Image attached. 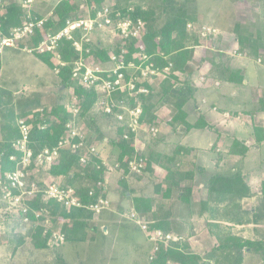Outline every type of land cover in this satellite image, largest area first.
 Instances as JSON below:
<instances>
[{"label": "trees", "instance_id": "obj_1", "mask_svg": "<svg viewBox=\"0 0 264 264\" xmlns=\"http://www.w3.org/2000/svg\"><path fill=\"white\" fill-rule=\"evenodd\" d=\"M72 1L58 0L56 2L52 9V16L57 18V21L55 24L52 21H48L45 24L47 31H56L57 27H62L67 19L76 20L85 17L88 12L86 10H89V13L94 15L95 11L103 6H107L112 10L114 20L131 18L133 20L140 19L145 23L144 31L139 39H130L124 42L118 38L117 42L114 43L116 55L120 54V46L126 44L125 61H131L130 54L133 52L143 53L147 58L145 64L151 65L152 69L164 73V69L168 68L157 87L145 84L149 94L141 97L142 114L140 120L143 123L154 126V123L152 124L155 121L154 115L158 110L167 106L171 108V115L166 122V126L170 128L171 133L177 127H183L186 132L204 130L207 127L202 117H198L194 122H189V111L185 108L193 101L197 92L191 85L189 78L191 74L186 73L185 67L191 59V48L197 46L199 40H197L198 34L193 30L194 27L188 28L189 31L185 30L187 23L192 24L193 21L189 22L186 15L187 10H185V13L182 10L183 6H188L194 0L181 2L180 9L177 8L178 10L176 8L174 10L173 6H170L171 8L169 9L168 6H164V12L160 13V15L158 14L159 18H154L153 12L149 9L143 10L138 6L120 7L117 3H114V0H78L77 3ZM164 1L166 3V0H160V3L163 2L164 5ZM1 2L5 9V14L0 13V30L3 35H7L11 29L21 25L24 10L14 0H1ZM34 11L33 17L36 19L45 16L44 14L36 13L35 9ZM237 38L242 46L244 39L239 35H237ZM41 39L42 36L37 31L36 35L26 40L21 46L35 47ZM102 44L99 40L94 41L92 39L90 54L97 65L101 68H107L109 62L107 55L112 47ZM251 46L257 49L255 42H252ZM56 53L60 55L64 66H54L51 62V53L34 55L51 71L59 68L58 74H55L57 78L56 89L53 92L54 99L49 114L46 113L47 111H44L43 114L34 112L40 106L38 95L35 96V101L32 104L28 103L24 107L17 106L15 115L14 112L12 113L11 119L14 120V123L15 119L16 121L24 119L28 124L30 129V148L36 153L44 148H52L57 145V142L64 134L66 124L71 120V116L66 112L67 103L72 94L76 95L80 100V113L77 116V124L83 125L89 134L95 136L97 146L104 143L114 148L116 157L110 166L117 164L118 168L115 171L119 172L120 169L125 168L127 162L134 157L144 159V167L139 173L129 174L125 171L120 174L121 177L117 180L115 191L120 196L131 200L130 212L136 213L138 217H145L146 226L149 230H159L165 234L170 233L176 238V240L168 244L159 243L158 249L154 253L151 252V249L140 253L143 263L212 264L210 257H203L194 253L186 240L181 242L179 240L192 236L193 231L191 230L194 227L191 225V218L196 213L206 214L207 226L212 222H223L226 226L248 224V217L252 213L250 210H243L240 206L241 199L252 194L246 181L235 170L225 176L219 173L210 175L204 182L205 184H202V187H205L204 190L199 185L183 186L182 183L185 180H191L193 177V169L185 170L182 166L183 155L186 152H192L194 148L178 143L168 153L156 150L147 157L140 153L138 154L134 146V135L125 129V123L116 121L113 116L98 112L95 108L97 97L94 90L84 91L77 86L76 77H74L76 73L74 67L78 60V53L72 49L71 43L61 40L58 43ZM176 73L182 75V80L177 78ZM221 78L224 82L232 84H240L243 80L242 75L240 76L238 71H226V75ZM1 96L3 95L0 94V98H2ZM124 98H127V95L119 92L112 95L114 101ZM128 104L129 106H135L131 100H129ZM262 110L264 111V108L259 109V111ZM44 124L46 126L40 130L38 126ZM12 126L8 127L5 125L2 128L4 134L0 139V177L7 172L14 171L20 159V153L13 146L14 141L18 137V131L15 125ZM106 128L111 133L108 138L102 133V130ZM6 129L9 130L7 131ZM253 131L257 144L264 142V129L257 127ZM124 134L129 136L127 140L122 139ZM157 143H160V141H156L155 144ZM210 151H215V148L211 147ZM247 151L248 147L243 142L232 140L224 153L218 151L214 160L217 163L221 157H243ZM11 157H14V160H11ZM103 161L105 160L101 158V148H97L96 154L91 156L87 164L81 166L78 164V157L71 155L67 148L60 151L56 164L37 176L36 180L44 179L45 176H52L58 180L59 185L72 187L80 198L82 207L67 210L52 199L43 200L42 195H38L32 203H29L34 210L46 209V213L52 218L51 224L46 228L44 220L47 217L42 215L37 220V224L30 228L31 231L26 232L28 239L36 250L49 249L47 238L52 229L59 227L55 225L57 221L62 223L58 229L63 233L65 242L94 241V237H91L92 235L90 236V234L99 229V218L97 217V222L93 225L92 218L95 215L88 207L96 203L99 198L108 199L109 188L106 186V180L110 170H108ZM190 164L193 165L192 163ZM154 167L162 169L166 178L153 185V195H160V200L154 199L153 195L136 194L128 183L129 178L140 181L147 176L152 179L151 175L154 172ZM199 169H202V167ZM37 183L39 186L42 185V180L37 181ZM89 192H91V195H89ZM261 192L264 194V181L261 182ZM127 193L128 197H126ZM225 203L231 206H227L228 204ZM221 205L229 208L220 209L221 207L219 206ZM0 210V218L8 224V227L10 226L15 232H20L21 228H23L22 219L25 216L22 214L21 209L9 207L0 200ZM254 212L259 218H264V206L255 208ZM27 215L32 221L35 220L32 213L28 212ZM12 230L10 232H13ZM18 236V245L16 247L25 241L23 236ZM217 250L226 251L224 255L226 256L225 262L227 264H244L245 257L243 253L262 255L264 253V241L256 238L249 240L239 239L234 243L219 244L213 247L211 252H216ZM152 253L153 256L149 260Z\"/></svg>", "mask_w": 264, "mask_h": 264}, {"label": "rangeland", "instance_id": "obj_2", "mask_svg": "<svg viewBox=\"0 0 264 264\" xmlns=\"http://www.w3.org/2000/svg\"><path fill=\"white\" fill-rule=\"evenodd\" d=\"M22 1L24 0H14L16 4L23 8L24 17L27 14L34 16L35 9L37 11L36 13L45 15L43 18L51 17L53 18L52 20H57V18L52 16V9L58 0H33L30 5L28 4L29 6L23 5ZM183 1L185 0H166V3L164 1V5L163 2L160 3V0H144L142 3L148 4L146 8L153 12L154 18H159L160 13L164 12V6H168V9L171 8L170 6H173L174 10L175 8L178 10L177 8L180 9V3ZM221 1L224 3V0ZM72 2L77 3L78 0H73ZM251 2L255 7L251 5ZM114 3H117L120 7H132L128 0H114ZM226 3L227 2H225V4ZM249 4L248 13L252 14V18L254 20L253 23H248L249 25L247 24V30H249V34H241L242 38L244 39V45H242V47H244L245 44H250L251 46L252 42H255L256 46L260 47L259 43L264 42V0H252ZM205 6H212V2L210 1L207 4L203 1L198 3H190L188 6L186 5V7L183 6L182 11L185 13V10H189L191 8L194 14H198L199 10L201 12V10L206 8ZM225 10H222V12ZM204 18L206 19L209 17L205 16ZM204 18L202 17V19ZM188 19L189 22L193 21L192 23H198V19L195 18L194 15L191 18L188 16ZM223 19L228 22L226 17ZM204 22L205 24L211 26L208 21ZM209 26H193L198 36L201 37L204 42H198V45L193 47L191 51H194L195 48L200 50L201 45L210 46V42L211 44L214 43L213 41L215 38L214 36H216V32L215 34L211 35L205 31H203V33L201 32L203 27L213 29ZM105 38V34L103 35V33H96L92 39L94 41L99 40L103 43L102 45L108 47L109 42ZM247 50L248 49H246L244 51V55H242L245 57L243 61L247 63L245 67V69H247L241 74H244L243 76H245L247 79L248 85L243 83L240 85V88H237L239 86L229 85L228 83L224 82L225 84L223 87H221L220 92L223 89H225V92L232 90L237 96L233 97L232 101H230V98L227 99L228 101L222 103L223 105L220 107L222 109L228 107L229 109L236 111L244 110L245 114H247L245 117L248 116L247 118H249L252 116L251 114L249 115V113H253L255 110L257 111L264 108V98H262V95L264 94V55H261L263 60L262 64L257 65L255 63V59L258 57V55L256 56V54H251V52ZM214 52L215 51L208 52V54L205 56L210 58ZM201 54L202 53H199L198 51L196 57L199 58ZM215 54H217V52H215ZM34 55L38 54H26L19 49H5L0 57V94L3 95L1 96L2 98H0V139L4 134L2 130L3 126H16V119L14 123V120L11 118L13 112L15 115L17 106L24 107L28 103L32 104L35 101V96L38 95L39 98H37L40 102V106L36 108L34 112H40L41 110L47 112L50 111V107L52 106L54 99L53 92L56 89L57 78L54 72L48 69L47 66ZM195 64L199 65L198 62H195ZM109 66H112L110 62H108V67ZM232 68L235 69L234 66H232ZM256 74H258V76H256ZM176 75L178 76L177 78L179 80H182V75L179 73H176ZM162 79V76L156 77L151 82V85L153 87H157L158 83ZM257 89L260 91L259 100L261 101L256 103L254 106L252 103L253 92ZM127 99H129V97ZM95 108L98 112H102V110H100L97 105ZM193 108L194 107L192 104H190L188 107L190 122L193 120L195 121L198 115ZM170 110L171 108L166 106L158 110V112H156L154 115L155 121L152 122V124L154 123V126L152 127L156 129V132H150L149 128L147 130V127L138 131L135 136L134 145L138 154L140 153L144 157H147L156 150L158 152L164 151L168 153L174 148L175 145L182 143L183 145L194 148L192 152L189 151L183 155L182 166L184 169H193L192 179L185 180L182 183L183 186L187 187L193 184L194 186L199 185V187L202 189V186L205 184L204 182L210 175L219 173L225 176L236 170L251 189L252 194L242 198L240 202V206L243 208V210H250L252 213L248 217V224L226 226L223 222H212L211 227L209 226V229L213 231L216 230V232L219 233L221 232L219 235L215 233L216 239L202 235L200 237L196 236L197 238L191 241H189L191 237H188L187 239L181 238V240H179L180 242L186 240L190 248L191 245H193V247H197L199 251L204 252L198 254L203 257H210L209 259L212 264H227L225 262L226 256L224 255L226 251L217 250L216 252L218 253L213 255L211 252L213 245V247H216L223 243H234L239 239L249 240L256 238L258 240L264 241V218H259L254 212L255 208L264 206V194L261 192V182L264 181V142L257 144L254 136L255 133L253 131L254 128L261 127L259 126V120L258 118H255L254 122L252 120V127L246 124L247 130H242L239 136L237 135L239 133L231 135L232 132H230L229 134H221V136L217 139V135L213 132V130L207 131L206 129L190 130L186 132L183 127H175L176 129L173 130V133H171L170 128L166 126V122L170 119ZM214 114L215 116L217 115L219 119L221 117L223 118L222 113L219 115L217 113ZM239 117L244 119L242 114L232 115L231 119L238 118V120H240ZM263 122L264 121H262V123ZM148 127L151 126L148 125ZM241 128L242 126H240V130ZM102 133L106 136V138L111 135L107 128L102 130ZM87 138L88 143L93 141V144H96V138L94 135L88 133ZM236 138L240 140L239 142H243V144L248 147L246 155L243 157H221L220 161L217 163L214 162L213 157H216L218 151L224 153L226 148H228V144H230L232 140H237ZM156 141H160V143L155 144ZM103 144L98 145L97 148H101V158L105 160L107 164L111 165L114 162L116 153L113 147L109 146L108 144ZM210 144H213L211 147L216 149V153L214 152L215 154L210 152ZM196 153H198L202 160L200 157L196 156ZM209 159L213 161L209 163ZM201 165L205 166L203 170L199 169ZM153 169L154 172L151 175L152 179H149L147 176H145L140 181L129 178L128 183L136 194L153 195V185L163 181V179H166L162 169L158 167H154ZM120 173L121 172L115 171L113 169V171L111 170L110 174L107 175L106 186L109 188V204L108 207L101 212L100 216L96 215V217L92 218V223L94 225L97 222V217H99V229H97L96 232L90 234V236L92 235L91 237H94V241H64L59 245L60 247L58 246L59 248L35 250L32 246V242H30L26 234V232H29L30 229L21 228L20 232H15L12 230V228H10V226L8 227V224H6L2 218H0V264H145L143 263V260L139 254L144 253L145 250L149 251L150 249L151 252L154 253V245L152 248V243L146 240L147 238L141 231L140 226L136 224L135 220L130 218L131 200L120 196L119 193L115 191L117 180L121 177ZM204 189L205 187L202 190ZM153 196L154 199L160 200V195ZM126 197L128 196L126 195ZM227 206L231 205L228 204ZM219 207H221L220 209L229 208L222 207V205ZM203 216L206 217V214ZM140 217L146 221L144 219L145 217ZM194 219L197 222L201 221V219ZM192 221L193 219L191 218V223ZM204 222L206 223L205 219ZM143 224H146V222ZM196 226L195 229L199 230L200 227L197 224ZM104 228L107 229L106 232L104 231ZM201 228V230H205V227L202 226ZM11 230L13 232H10ZM18 235L23 236L25 241L16 247L18 245ZM193 235H196L194 231L192 233V236ZM218 236L221 237V239ZM12 253H22L21 255H23V257L18 256L20 254L13 256ZM31 253L33 254L32 256ZM153 253L149 257V260L153 256ZM206 253L207 256H205ZM262 255L256 253L248 254V252L243 253V256L245 257L244 264H264V253Z\"/></svg>", "mask_w": 264, "mask_h": 264}, {"label": "built area", "instance_id": "obj_3", "mask_svg": "<svg viewBox=\"0 0 264 264\" xmlns=\"http://www.w3.org/2000/svg\"><path fill=\"white\" fill-rule=\"evenodd\" d=\"M32 2L33 0H24L22 4L30 5ZM86 12L87 15L80 19H67L62 27H57V30L53 32L47 31L45 24L48 21H52L55 24L57 20H51V17L36 19L29 14L25 15V17L23 16L24 20L21 25L11 29L9 34L3 35L0 30V57L5 49H19L26 54L51 53V62L54 66L61 67L64 66V63L61 61L60 55L56 53V49L61 40L69 41L72 49L78 53V60L75 63L77 86L84 91L94 90L97 97L96 105L102 110V113L113 116L120 123H125V129L134 135L135 145V136L140 129L143 130L147 127L150 132H156L154 127H148L140 120L142 114L141 97L149 94L145 84L151 85V82L156 77H163L164 74L152 69L151 65L145 64L147 58L143 53L133 52L130 54L131 61H125L126 44L120 46L119 55L114 52V43L117 42L118 38L124 42L140 38L145 28V23L142 20H133L131 18L114 20L112 10L107 6L96 10L94 15H91L89 10H86ZM0 13L5 14L1 0ZM187 28L190 29L191 26L188 25ZM37 31L41 36H44H42L41 41L35 47L21 46L26 40L36 35ZM203 31L209 35L216 32L215 29L208 27H203L201 32L203 33ZM96 33L105 34V39L109 42L108 45L112 47L107 55L112 66L107 68H101L97 65L90 54L92 36ZM167 71L168 68H165L164 73ZM53 72L58 74L59 68H56ZM116 92L127 95L129 99L124 98L114 101L112 95ZM129 100L135 106H129ZM79 103L78 97L72 94L66 106V112L71 116V120L66 124L63 136L56 146L44 148L36 153L30 148V129L28 124L24 119L16 121L18 137L14 141L13 146L20 153V159L14 171L7 172L0 177V200L9 207L21 209L22 214L25 215L22 219L23 228L30 229L33 225L35 226L42 215L47 217L44 220V226L47 228L51 224L52 218L46 213V209L34 210L30 207L29 203H32L38 195H42L43 200L52 199L60 203L67 210L82 207V202L76 195L75 190L70 186L59 185L55 177L45 176L44 179H41L42 185L40 186L37 181L41 180H36L40 173L46 172L58 162L61 150L68 148L71 155L78 157V164L81 166L87 164L91 156L96 154L97 144H93V141L88 143V130L83 125L77 124V116L80 113ZM40 112L41 114L44 113L43 110ZM46 113L49 114V111ZM45 126L44 124L38 126V128L42 130ZM128 138L127 134L122 135L123 140ZM11 160H14V157H11ZM103 162L110 171L118 168L117 164L111 167L106 161ZM143 167L144 159L134 157L119 172H121L120 174L125 171L129 174L139 173ZM89 195H91V192H89ZM108 204V199L99 198L96 203L88 208L96 217L108 207ZM28 212L33 214L36 221L31 220L27 215ZM130 218L135 220L147 240L154 245V252L157 251L159 243L168 244L176 240L170 233L165 234L159 230H149L146 224H143L145 222L143 218L138 217L134 212H130ZM59 224L62 223L59 221L55 223L58 226ZM58 228L56 227L50 231V235L47 238L48 248H57L64 242V235Z\"/></svg>", "mask_w": 264, "mask_h": 264}, {"label": "crops", "instance_id": "obj_4", "mask_svg": "<svg viewBox=\"0 0 264 264\" xmlns=\"http://www.w3.org/2000/svg\"><path fill=\"white\" fill-rule=\"evenodd\" d=\"M143 1L142 0H128V2L132 6H138L144 10V9H147L146 6H148V4L142 3ZM200 1L206 2V4L211 1L212 6H205L206 8L201 10V12L199 10L198 14L197 13L194 14V12H192L191 8L189 10H187L186 11L187 18H188V16H190V18H191L194 15V17L198 19V21H197L198 23L195 24L196 22H194V23H192V25L187 23L185 30L189 31V29L187 28L188 25L192 26V28H193V26H196V25L209 26V25L205 24V22H204V21H208L211 25L209 27L216 29L215 30L216 36H214L215 37L214 41H213L214 43L213 44H211V42L209 43L210 46H208L207 44H206L207 46L201 45L200 46L201 49L199 47L200 50L195 48L196 51L195 50L191 51V54H192L191 59L187 63V65L185 67V71H186V73L191 74V76L189 77L190 82H191V85L197 90V92L193 98V101L190 102L189 105L192 104L194 107L193 109L195 110L196 114H198L196 119L198 117H202L203 121L207 124V127L205 129L207 131L213 130V132L217 135V139H218V137L221 136V134H225V133L229 134L230 132H232L231 135H234L235 133H239V134H237L239 136L241 134L242 130L243 131L247 130L246 124H248L252 127L251 122H252V120L254 122L255 118H258L259 126H261L258 128L264 129V122L262 123V121H264L263 120V115H264L263 110L262 111H259V110L256 111L255 110V111H253V113H249V115L251 114L252 116L247 118L248 116L245 117L247 114H245L244 110H237L236 111V110H231L228 107L225 109H222L220 107L221 105H223L222 103H225L226 101H228L227 99L230 98V101H232L233 97L237 96L235 93H233L232 90L225 92V89H223L220 92L221 87H223V85L225 83H227V82L224 83V81L221 78V77H224L226 75V71H229V72L230 71H233V72L238 71L239 75L240 76L242 75V78H243V80L240 84L228 83L229 85L239 86L237 88H240V85L243 83L248 85L247 79L245 78V76H243L244 74H241V73H243L244 70L247 69V68L245 69L247 63H245L243 61L245 57L242 56V55H244V51L246 49H248L251 52V54L253 53V54H256V56L258 55V57L255 59V63L257 65L258 64L260 65L263 62L261 55H264V42L259 43L260 47H257V49H255V48H252V46H250V44H245V46L242 47L239 44V39L237 38V35L242 37L241 36L242 33L249 34V30H247V27L250 23H253V20H254L252 18V14L248 13V6L250 5L249 4L250 1H252V0H224V3L221 0H194L193 3H198ZM225 2H227V3L225 4ZM251 5H252V2H251ZM252 6H254V5H252ZM222 10H225V11L222 12ZM224 13H227V14H224ZM205 16H208L209 18L205 19L204 18ZM202 17L204 19H202ZM224 17L227 18L228 22H226L225 19H223ZM193 30H195V28ZM197 38H198L200 43H201V41H203L201 37L197 36ZM192 49L193 48H191V50ZM198 51H199V53L200 52L202 53L199 58L196 57ZM213 51L217 52V54H215V52H214L213 55L210 56V58L208 56H205L206 54H208V52H213ZM246 58H248V57H246ZM195 62H198L199 65L195 64ZM232 66H234L235 69H233ZM256 76H258V74H256ZM259 80H260V78H259ZM259 92L260 91L258 89L253 92L252 103L254 104V106L256 103H259V98H260ZM262 98H264V94L262 95ZM188 107L189 106L185 107L187 111H189ZM223 107H225V106H223ZM214 113H217L218 115L220 113H222L223 118L220 116L221 118L219 119V117L217 115L215 116ZM236 114H242V116L244 117L245 120L242 119V117H239L240 120H238V118L237 119L236 118L231 119L232 115H236ZM189 119H190V115L188 117V120ZM189 122H190V120H189ZM240 126H242L241 130H240ZM238 141H240V140H238ZM211 145H213V144L209 145V150H210ZM215 151H216V149H215ZM215 151H213V154L216 153ZM210 152H212V151H210ZM196 156L200 157L198 155V153H196ZM223 158H226V157H223ZM200 159H201V157H200ZM213 160H214V157H213ZM213 160L209 159L208 161L210 163ZM214 162H215V160H214ZM200 167H202V169L205 168V166H203V165H201ZM211 170H212V168H211ZM116 187L117 186H115V189H116ZM203 215H204V213H196V214L192 215L193 221H192L191 225H194L193 231L195 232L196 235L191 236L189 241L196 239L197 238L196 236L200 237L202 235L216 239L215 235L216 234L219 235L221 233V232L220 233L216 232V230L215 231L210 230L209 226L211 227V224L209 226L206 225V223L204 222L205 217ZM194 218L201 219V221L197 222V221H195ZM196 224L200 227L199 230L195 229L197 227ZM202 226L205 227V230H201ZM104 231L106 232L107 229L104 228ZM219 238L221 239V237H219ZM213 246H212V249H213ZM59 247H57V248H59ZM191 249L194 253H197V254L198 253H204L202 251H199V249L197 247H195V246L193 247V245H191ZM212 253L214 255L218 252H212ZM17 254H20V253H17ZM17 254L12 253L13 256H16ZM21 254L18 256L23 257V255H21ZM32 255L33 254L31 253V256ZM198 255H200V254H198ZM205 256H207V253Z\"/></svg>", "mask_w": 264, "mask_h": 264}, {"label": "water", "instance_id": "obj_5", "mask_svg": "<svg viewBox=\"0 0 264 264\" xmlns=\"http://www.w3.org/2000/svg\"><path fill=\"white\" fill-rule=\"evenodd\" d=\"M74 71H76V68L74 67ZM76 76V74L74 75V77ZM61 88H63V87H61ZM127 196H128V193L126 194Z\"/></svg>", "mask_w": 264, "mask_h": 264}]
</instances>
